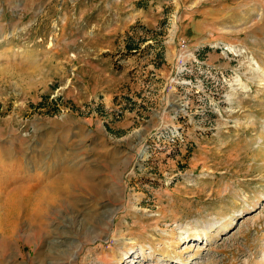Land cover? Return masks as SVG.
Returning <instances> with one entry per match:
<instances>
[{"label":"rangeland","instance_id":"374dc122","mask_svg":"<svg viewBox=\"0 0 264 264\" xmlns=\"http://www.w3.org/2000/svg\"><path fill=\"white\" fill-rule=\"evenodd\" d=\"M0 18L54 64L35 90L0 76V264H264V0Z\"/></svg>","mask_w":264,"mask_h":264},{"label":"crops","instance_id":"0c3cea01","mask_svg":"<svg viewBox=\"0 0 264 264\" xmlns=\"http://www.w3.org/2000/svg\"><path fill=\"white\" fill-rule=\"evenodd\" d=\"M6 23L0 18V76L20 82L29 91L45 86L54 72L52 53L38 44L22 43L24 36L4 35Z\"/></svg>","mask_w":264,"mask_h":264},{"label":"trees","instance_id":"16d2710c","mask_svg":"<svg viewBox=\"0 0 264 264\" xmlns=\"http://www.w3.org/2000/svg\"><path fill=\"white\" fill-rule=\"evenodd\" d=\"M136 45L134 46L132 43H128V44H126V50H127V52L128 51H132V50H136Z\"/></svg>","mask_w":264,"mask_h":264},{"label":"bare ground","instance_id":"6f19581e","mask_svg":"<svg viewBox=\"0 0 264 264\" xmlns=\"http://www.w3.org/2000/svg\"><path fill=\"white\" fill-rule=\"evenodd\" d=\"M255 65H257V68H258V67H260V65H259L258 63H257V64H255ZM254 69H255V68H254Z\"/></svg>","mask_w":264,"mask_h":264}]
</instances>
